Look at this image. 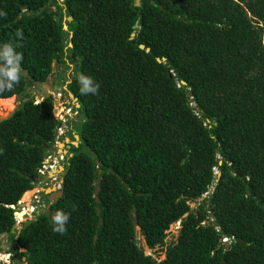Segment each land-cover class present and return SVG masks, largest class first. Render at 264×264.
<instances>
[{
  "label": "trees",
  "instance_id": "obj_1",
  "mask_svg": "<svg viewBox=\"0 0 264 264\" xmlns=\"http://www.w3.org/2000/svg\"><path fill=\"white\" fill-rule=\"evenodd\" d=\"M0 12V45L23 53L19 85L0 93L20 98L0 121V233L21 264H264V0H0ZM65 58L81 142L61 196L12 231L11 205L33 187L57 124L52 95L35 101L28 88ZM79 73L98 94H80ZM57 209L70 213L63 235Z\"/></svg>",
  "mask_w": 264,
  "mask_h": 264
},
{
  "label": "built area",
  "instance_id": "obj_2",
  "mask_svg": "<svg viewBox=\"0 0 264 264\" xmlns=\"http://www.w3.org/2000/svg\"><path fill=\"white\" fill-rule=\"evenodd\" d=\"M68 45H70V43H68ZM56 94L58 95V99L61 100V89H59ZM61 104H63V101H61ZM54 105L55 104H53V107ZM60 108V111H56L55 107L53 108V114L57 120V124L55 126V141L53 143L54 148L47 151V154L42 159L41 164L37 167V175L33 180L34 185L32 188L35 187L36 183L39 184L40 188H37L36 191L30 195L28 200L19 198L16 204L11 205L15 208L14 220L17 228L20 227L22 221L27 218H33L37 213L42 211L44 208H47L51 204L53 200L48 198V192L44 190L45 186H48L49 182L56 185L55 190L61 188L59 174L62 171V167L60 166H64V161L67 160L70 153L68 152L69 145L64 146L61 150L58 149L59 139L63 140V137H65L66 133L73 130V121L77 119L79 110L74 103L62 105ZM214 171L217 172L216 167H214ZM208 193L209 191L205 192V194ZM173 225L177 231L173 234V236H171L170 239H172V237L174 239L176 238L180 226V219L173 222ZM167 229L166 234L168 232ZM221 239L223 242H229L231 240V238L228 236H222ZM12 256L13 253L11 251L0 247V261H2L3 264H14L11 262Z\"/></svg>",
  "mask_w": 264,
  "mask_h": 264
},
{
  "label": "rangeland",
  "instance_id": "obj_3",
  "mask_svg": "<svg viewBox=\"0 0 264 264\" xmlns=\"http://www.w3.org/2000/svg\"><path fill=\"white\" fill-rule=\"evenodd\" d=\"M50 8H55L54 5H50ZM68 19V17H67ZM60 74H63L62 76H60ZM75 75L76 71L74 68V62L72 60H70L69 58H65L63 63H59L58 61H55L52 63V68L50 73H48L47 77L45 79H43L41 82H37L34 84H31V86H29L28 90L30 91L31 94L34 95L35 101H38L41 99V96H43V94L45 93H51L52 91V97H53V102L55 101V94L58 92L59 89V83L60 82H65L64 84H62V96H61V100H59V106L62 107V105H68V104H72L75 103V100L71 97V95L69 94L68 88H67V81L69 80V77H71V75ZM42 82H44L45 84L43 85ZM58 98V95H57ZM12 100H9V102H0V114H4L7 112H12L13 109L19 104L20 102V98L19 95H13V97H11ZM61 101H63V104H61ZM55 104V102H54ZM76 105V104H75ZM55 107V105H54ZM79 119H77V121L74 122V124L76 122H78ZM73 124V126H74ZM76 128V125L74 126ZM75 130V129H74ZM69 140H66L67 144H70L68 142L71 141H76V137L73 136V132H69ZM81 139H79L80 141ZM68 141V142H67ZM62 142V140L60 141ZM81 142V141H80ZM62 144V143H60ZM60 144H58V149L61 150L62 147L64 146V144H62L60 146ZM75 144V143H74ZM73 144V145H74ZM78 144V143H77ZM76 145V144H75ZM74 145V146H75ZM54 148V146L52 145V147L50 148L51 150ZM73 148H71V146L69 147V150ZM77 150H81L85 153H90L88 148L85 147L84 144L81 143V145L77 148ZM61 170V169H60ZM49 186V187H48ZM48 186H45V188H47L45 191L49 192L51 190V188L53 189L54 186H56L55 184H51L50 182L48 183ZM37 188H40L39 184L36 183L35 187L32 188L31 190V194L36 191ZM27 191V192H28ZM27 192H24L23 195L21 196V199L23 200H28V199H24V194H27ZM51 198H54V195L51 196ZM203 200V196L199 195L193 199L188 200L189 203V209L195 208L197 206V204ZM29 217V216H28ZM18 230V229H16ZM167 234L165 235V240L166 242H169L170 240L174 239L171 236H173V234L177 231L174 228L173 223L170 224V226L167 229ZM175 236V235H174ZM138 242L140 244H142L143 248H144V252L147 254H151L152 256L160 259L164 257L165 254V246L164 245H160L157 244L154 247L150 248L145 244V241L142 237V235L140 233H137L136 235ZM8 246V245H7ZM18 250H23V248H19ZM24 259V257L19 254V253H15L12 256V260L11 262L14 264H21L22 260Z\"/></svg>",
  "mask_w": 264,
  "mask_h": 264
},
{
  "label": "clouds",
  "instance_id": "obj_4",
  "mask_svg": "<svg viewBox=\"0 0 264 264\" xmlns=\"http://www.w3.org/2000/svg\"><path fill=\"white\" fill-rule=\"evenodd\" d=\"M4 15H6V13L0 12V16H4ZM64 27L65 28L67 27L65 22H64ZM16 36L19 37L20 39L23 38L22 33L20 31H18L16 33ZM70 45H71V43H70ZM22 62H23V53L17 51L16 46L12 42H7V43L0 45V93L11 92L19 85L21 78H22V72H23V69L21 66ZM69 80H70V77H69ZM77 81H78V85H79V92L81 95L86 96V95L98 94L100 85L91 76L86 75L84 73H79L77 76ZM59 89H61V91H62V86H59ZM49 94H52V91ZM42 97L43 96H41V99H42ZM40 100H38V101H40ZM54 102H53V104H54ZM75 104L77 106V109L80 108L76 102H75ZM79 114L80 113H78L77 119H79ZM77 119L75 121H77ZM75 121H73V124ZM78 122H80V121H78ZM74 126H75V124H74ZM74 126H73V130L70 132H73V134H75V133L78 134L76 132V128ZM68 133L69 132L66 133L65 138L66 137L69 138ZM55 134H56V132H55ZM61 140L62 139H59V143ZM76 141L79 144V137L76 138ZM65 143H66V139L62 140V144H64V146H65ZM68 143H70V144H68L69 147L71 146V144H74L72 142H68ZM78 144H76V145L74 144V145L77 146ZM68 152H69V148H68ZM69 153H70V155L72 154V152H69ZM205 192L202 195L203 197L209 194V193L205 194ZM43 211L47 212V208H44ZM69 220H70V213H67L61 209H57L56 211L52 212L50 215V222H51L52 231L54 233H58L61 235L65 234L67 231L66 225L68 224ZM16 229H18V228H16ZM229 242H225V243H229ZM7 248H8V246H7ZM7 248H3V249L7 250Z\"/></svg>",
  "mask_w": 264,
  "mask_h": 264
},
{
  "label": "water",
  "instance_id": "obj_5",
  "mask_svg": "<svg viewBox=\"0 0 264 264\" xmlns=\"http://www.w3.org/2000/svg\"><path fill=\"white\" fill-rule=\"evenodd\" d=\"M50 2H51V0H48V3H50ZM137 2H138V0H136V3H137ZM27 13H29V12H27ZM67 17H68V19H71V16H70V15L67 16ZM134 34H135L134 32L131 33V35H133V36H134ZM132 42H135V39H134V38H132ZM139 46L142 48V47H144V44H143V43H140ZM148 49H149V47H146V50H148ZM72 56H73V58H75V53H72ZM158 60H160V58H158ZM37 82H38L37 80H34V81H33V84H34V83H37ZM42 84L44 85L45 83L42 82ZM69 94H70L71 97L75 100V102L77 103V105L80 107V103L78 102L77 97L74 96V94H73L71 91H69ZM25 99H27V97H24V98H23V100H25ZM80 108L82 109V107H80ZM10 115H11V112H7V113H4V114H0V121L3 120V119H5V118H7V117H9ZM83 116H84V114L81 112V113L79 114V121H81V120L83 119ZM74 136H75L76 138L79 137V135L76 134V133L74 134ZM65 139H66V140H69L68 137H66ZM71 142L77 144V141H71ZM60 143H62V142H60ZM60 143H59V144H60ZM98 164H99V161H98ZM60 167H62V169H63V166H60ZM96 182H97V183L99 182V176H97V178H96ZM48 187H49V186H48ZM48 187H47V188H48ZM47 188H45L44 190H46ZM31 189H32V188L27 189L25 192H27L28 190H31ZM98 189H99V184L96 185V187H95V192H97ZM46 192H47V191H46ZM62 192H63L62 188L57 189V190H50V191L48 192V198L53 199V200H57V199L61 196ZM52 195H54V198H51ZM96 200H98V197H97V196H96ZM210 201L212 202V198H210ZM96 208H97V211H99V207L97 206ZM130 214H131V218H132V220H133V223L137 226V225H138V220H137L136 212H135V211H131ZM206 222H209V220H207ZM16 228H17V225L14 223V224L12 225V229H11V230H12V231H15ZM5 234H7L6 231H2V232L0 233V247H1V248H7L6 244L4 243V235H5ZM226 244H227V243H226ZM23 250H24V248H23ZM0 264H3V262L0 261Z\"/></svg>",
  "mask_w": 264,
  "mask_h": 264
},
{
  "label": "bare ground",
  "instance_id": "obj_6",
  "mask_svg": "<svg viewBox=\"0 0 264 264\" xmlns=\"http://www.w3.org/2000/svg\"><path fill=\"white\" fill-rule=\"evenodd\" d=\"M3 99H6V98H3ZM56 99H58L57 97H55V110L56 111H60V106H59V101H57ZM12 100V99H11ZM5 102H9V101H5ZM58 113V112H57ZM62 144H60V146H61ZM54 190L56 189L55 188V186H54V188H53ZM52 188H51V190H53ZM30 195H31V191H28L27 192V194H24V199H29V197H30ZM19 214H21V213H19Z\"/></svg>",
  "mask_w": 264,
  "mask_h": 264
},
{
  "label": "flooded vegetation",
  "instance_id": "obj_7",
  "mask_svg": "<svg viewBox=\"0 0 264 264\" xmlns=\"http://www.w3.org/2000/svg\"><path fill=\"white\" fill-rule=\"evenodd\" d=\"M55 97H57V94H55ZM57 101H59L58 99H56ZM75 104V103H74ZM63 140H65V137H63ZM66 145H68L67 143H65V146ZM65 163H64V166H63V170L61 171V173L64 171V169H65V165H66V162H67V160H65L64 161ZM61 173L59 174V178H60V180L62 181V179H61ZM61 188H62V184H61Z\"/></svg>",
  "mask_w": 264,
  "mask_h": 264
},
{
  "label": "crops",
  "instance_id": "obj_8",
  "mask_svg": "<svg viewBox=\"0 0 264 264\" xmlns=\"http://www.w3.org/2000/svg\"><path fill=\"white\" fill-rule=\"evenodd\" d=\"M4 243L6 244V246L9 244V241L7 239V234L4 235Z\"/></svg>",
  "mask_w": 264,
  "mask_h": 264
}]
</instances>
